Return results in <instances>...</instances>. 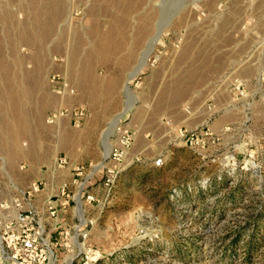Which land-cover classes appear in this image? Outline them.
<instances>
[{
  "label": "rangeland",
  "instance_id": "obj_1",
  "mask_svg": "<svg viewBox=\"0 0 264 264\" xmlns=\"http://www.w3.org/2000/svg\"><path fill=\"white\" fill-rule=\"evenodd\" d=\"M120 1L0 0V264H264V0Z\"/></svg>",
  "mask_w": 264,
  "mask_h": 264
},
{
  "label": "built area",
  "instance_id": "obj_2",
  "mask_svg": "<svg viewBox=\"0 0 264 264\" xmlns=\"http://www.w3.org/2000/svg\"><path fill=\"white\" fill-rule=\"evenodd\" d=\"M127 136L121 135L118 142L120 144V148L116 147L115 149H112L111 157H115L116 159H120L124 156V150L125 147L128 145V139ZM125 148V149H124ZM59 167L64 168L67 165L65 160H60ZM74 172L75 176L82 177L83 181L78 183V186L80 188V193L86 194V201L88 203H91L94 201V198L92 195H89L85 191L86 182L91 177V174L88 175L85 174V168L83 166H73L71 167ZM112 173V170L110 171ZM74 183H76V180H74ZM108 183H112V180L107 179L106 185ZM67 184L64 183L61 187V196H62V204L65 205V203H68L70 200V197L67 194ZM26 220V218H25ZM19 222L23 223L24 219L21 217V215H18L16 219H13L11 221H7V223H4L2 225V229L5 231L4 234L7 235V238H3V242L5 243V247L7 250V253L12 255L13 259L15 260L16 264H50V254L48 246L46 245V248H44L40 244V235L39 232H36L33 230L30 234H23V237H15L14 235V229L16 224ZM23 224H27L26 222Z\"/></svg>",
  "mask_w": 264,
  "mask_h": 264
},
{
  "label": "bare ground",
  "instance_id": "obj_3",
  "mask_svg": "<svg viewBox=\"0 0 264 264\" xmlns=\"http://www.w3.org/2000/svg\"><path fill=\"white\" fill-rule=\"evenodd\" d=\"M123 1V0H122ZM122 1H120V2H122ZM143 3L144 2H147V5L149 6L152 2H154V0H141ZM116 3H117V1H115ZM124 2V1H123ZM131 2V1H130ZM138 2V1H137ZM136 2V3H137ZM135 3V4H136ZM139 3V2H138ZM137 3V4H138ZM134 4V3H133ZM117 5H119V2H118V4ZM122 5H123V3H122ZM142 5V4H141ZM119 6H121V5H119ZM124 6V5H123ZM123 6H121V7H123ZM128 6H129V4H128ZM135 6H137V5H135ZM148 6H146V7H148ZM121 7H120V9H121ZM138 7V6H137ZM129 8V7H128ZM133 8V7H132ZM134 9V8H133ZM139 9V8H138ZM130 14V13H129ZM127 12L126 13H124L123 15H126V17H128V15H129ZM153 15L151 16V14H148L149 16H147V18L148 19H146V21H148L147 23H145L146 25L143 27V28H140V31L139 32H137V35H136V38L133 40V43L131 44V46H130V48H129V53H128V55H129V58H126V59H124V62H125V64H126V66L129 64L128 62H130V58L132 57H135V61H134V63L136 62V60L138 61V66H137V68H136V70H135V72H133L132 73V77H134V76H136L138 73H139V71L142 69L141 67H143V65L148 61V58H149V56L152 54V52H153V49L155 48V46H156V44H157V42H158V35H156L155 37H153V35L157 32V34H158V31H157V26H158V24H159V26H158V28H161L160 27V18L158 17V22H157V18H155V15H156V12L154 13H152ZM151 16V17H150ZM157 16V15H156ZM162 23V22H161ZM174 25V24H173ZM162 29H163V27H162ZM162 29H160V30H162ZM148 47V50L146 51V54L144 53V55H143V59H141V60H138L139 59V57L141 56V53H140V51L143 49V48H147ZM151 53V54H150ZM131 58V61L133 60ZM136 102V99L135 98H133L131 101H130V105H129V108H131L132 106H134V103ZM116 123H117V121H116ZM109 135L110 134H107V136H106V142H107V139H108V137H109ZM111 145L110 144H108V146H107V153H106V157H109L110 156V154H111V152H112V150H111ZM81 188V187H80ZM77 201V200H76ZM68 264H71V260H69L68 261Z\"/></svg>",
  "mask_w": 264,
  "mask_h": 264
}]
</instances>
